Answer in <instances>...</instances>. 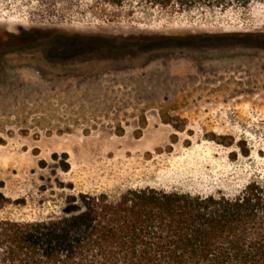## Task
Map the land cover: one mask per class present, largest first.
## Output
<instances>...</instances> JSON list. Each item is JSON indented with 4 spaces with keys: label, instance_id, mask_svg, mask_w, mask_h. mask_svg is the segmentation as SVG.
<instances>
[{
    "label": "rangeland",
    "instance_id": "obj_1",
    "mask_svg": "<svg viewBox=\"0 0 264 264\" xmlns=\"http://www.w3.org/2000/svg\"><path fill=\"white\" fill-rule=\"evenodd\" d=\"M65 2L0 0V216H61L68 196L143 187L232 194L264 177V20H110Z\"/></svg>",
    "mask_w": 264,
    "mask_h": 264
},
{
    "label": "trees",
    "instance_id": "obj_2",
    "mask_svg": "<svg viewBox=\"0 0 264 264\" xmlns=\"http://www.w3.org/2000/svg\"><path fill=\"white\" fill-rule=\"evenodd\" d=\"M36 1L46 7L56 2ZM62 1L71 7L75 0ZM89 3L86 9L110 20L136 11L169 15L236 11L264 20V0ZM8 203L0 194V209ZM0 264H264V177L248 181L232 194L143 187L113 196L104 192L68 196L61 216L37 220L0 216Z\"/></svg>",
    "mask_w": 264,
    "mask_h": 264
},
{
    "label": "flooded vegetation",
    "instance_id": "obj_3",
    "mask_svg": "<svg viewBox=\"0 0 264 264\" xmlns=\"http://www.w3.org/2000/svg\"><path fill=\"white\" fill-rule=\"evenodd\" d=\"M106 45H109L108 43H106L104 46H106ZM137 49H139V48H137ZM137 49H136V51H137ZM133 57H136V54L133 56ZM102 58V57H101Z\"/></svg>",
    "mask_w": 264,
    "mask_h": 264
}]
</instances>
